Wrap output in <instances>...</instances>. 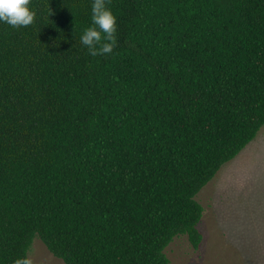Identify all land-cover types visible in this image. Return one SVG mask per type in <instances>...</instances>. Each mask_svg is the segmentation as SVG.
<instances>
[{
  "label": "trees",
  "instance_id": "obj_1",
  "mask_svg": "<svg viewBox=\"0 0 264 264\" xmlns=\"http://www.w3.org/2000/svg\"><path fill=\"white\" fill-rule=\"evenodd\" d=\"M107 3V55L79 40L91 0L0 22V264L36 236L65 264H171L175 237L203 240L200 190L264 126V0Z\"/></svg>",
  "mask_w": 264,
  "mask_h": 264
},
{
  "label": "rangeland",
  "instance_id": "obj_2",
  "mask_svg": "<svg viewBox=\"0 0 264 264\" xmlns=\"http://www.w3.org/2000/svg\"><path fill=\"white\" fill-rule=\"evenodd\" d=\"M204 212L198 248L180 235L166 248L171 264H264V126L200 190ZM32 264H65L36 236Z\"/></svg>",
  "mask_w": 264,
  "mask_h": 264
},
{
  "label": "clouds",
  "instance_id": "obj_3",
  "mask_svg": "<svg viewBox=\"0 0 264 264\" xmlns=\"http://www.w3.org/2000/svg\"><path fill=\"white\" fill-rule=\"evenodd\" d=\"M30 3L31 0H0V22L13 28L33 24L36 13ZM90 7L91 26L83 30L80 43L91 56L111 54L116 42V17L107 0H91ZM14 264H32V260L25 255L15 259Z\"/></svg>",
  "mask_w": 264,
  "mask_h": 264
}]
</instances>
